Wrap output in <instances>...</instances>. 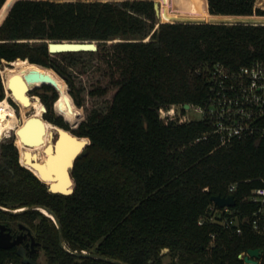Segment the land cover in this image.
<instances>
[{"label":"trees","instance_id":"1","mask_svg":"<svg viewBox=\"0 0 264 264\" xmlns=\"http://www.w3.org/2000/svg\"><path fill=\"white\" fill-rule=\"evenodd\" d=\"M256 4L264 0H0V64L18 66L6 70V86L30 95L43 85L34 94L48 109L44 120L69 129L64 117L79 125L77 136L90 139L68 195L50 191L20 165L14 144L3 143L0 205L47 206L72 252L132 264H164L166 256L173 264H244L240 253L264 249V237L250 227L237 235L217 223L199 224L212 196L228 195L232 183L238 186L235 210L255 208L244 199L264 185V138L219 147L215 135L196 141L212 131L208 120L182 123L161 113L172 105L204 104L215 64L237 69L264 63V9ZM52 40H89L97 49L53 52ZM84 57L97 61L106 80L89 94L110 96L80 123L84 103L71 69ZM67 83L79 106L73 99L58 113L63 117L56 116L59 92L73 98ZM67 183L64 171L57 186ZM18 217L33 223L50 264H116L61 248L57 224L38 210Z\"/></svg>","mask_w":264,"mask_h":264},{"label":"built area","instance_id":"2","mask_svg":"<svg viewBox=\"0 0 264 264\" xmlns=\"http://www.w3.org/2000/svg\"><path fill=\"white\" fill-rule=\"evenodd\" d=\"M186 105H172L169 110L162 109L161 113L163 116H173L182 123L194 119L208 120L212 131L204 133L196 141L215 135L219 138L218 146L223 147L241 138H264V63L256 61L237 69L215 64L208 73L205 103L190 104L189 108ZM193 111L199 114V118L191 114ZM237 188V183L230 184L228 195L234 194ZM244 201L254 204L255 208L246 213L235 210L236 205L220 207L212 201L207 213L199 219V224L217 223L237 235L250 227L264 237V185L253 189ZM212 237L215 238V235ZM247 255L248 251L240 253L239 257L244 260V264H255L245 261Z\"/></svg>","mask_w":264,"mask_h":264},{"label":"bare ground","instance_id":"3","mask_svg":"<svg viewBox=\"0 0 264 264\" xmlns=\"http://www.w3.org/2000/svg\"><path fill=\"white\" fill-rule=\"evenodd\" d=\"M10 91L11 95L15 96L16 100L22 107L24 124L27 121L28 124L25 127H23L24 124L19 126L15 107L12 106L7 99H3L0 101V138L8 136L11 129L19 126L17 133L19 134V138L23 141L21 148V162L23 165L32 169L36 174L44 178L42 172L32 164V158L30 157L36 154L33 157L40 159L43 162L47 156L45 153L46 146L49 144H51L50 148L53 146L52 141L54 132H61L62 136L58 143V153L54 158L50 157L46 163L47 165L52 163L51 166L53 167V172H55L53 174H56L55 180L58 184L60 174L64 171L66 177H68L66 172L68 156L73 153H78L90 142V139L86 137H75V134L73 135L70 131H64V129H60L59 126L48 124L42 117L44 103L39 96L32 97L31 95H27L24 88L17 85L11 86ZM29 111L32 113L27 114ZM30 143H34L35 146H27ZM49 149L47 151H49ZM22 209L24 208H20L19 210ZM44 212L51 216L46 210H44Z\"/></svg>","mask_w":264,"mask_h":264},{"label":"water","instance_id":"4","mask_svg":"<svg viewBox=\"0 0 264 264\" xmlns=\"http://www.w3.org/2000/svg\"><path fill=\"white\" fill-rule=\"evenodd\" d=\"M84 1H95V0H84ZM100 1H122V0H100ZM154 6H155V11H156L157 17H160V9H161L160 3H158L157 1H154ZM225 23H232V22H225ZM49 47H50V50L53 52L96 50L97 44H96V42L89 41V40H52V41H49ZM44 85H50V84H44ZM51 86H53V85H51ZM189 107H190V104H187L186 108H189ZM43 110H44V113L47 111L46 106L43 107ZM65 122L68 123L66 120H65ZM27 124H28V121L24 124L23 127H25ZM69 126H70V129H66L65 127H62V126H59V127H60V129H64V131L69 130L71 132H72V130L77 129V128L73 127L71 124H69ZM15 135L18 138L19 134L15 132ZM61 136H62L61 132H59V131L54 132L53 141H52L53 146L51 148H50L51 144L46 146L45 153L47 156L43 162L40 159L33 157L36 154H34L30 157V158H32V164H34L36 166V168H38V170H40L42 172L44 178H42L41 176L36 174L30 168H28V169H30L43 182H45L48 185L50 191L55 192V193H61V194L68 195V194H72L75 191V180H74V177L72 175V171L76 165L77 160L88 155V153H89L88 145L90 144V142L84 148H82L78 153H76V154L73 153V154H70V156H68L69 158H67V162H66V172H67L68 177H69V184L67 186L58 187V186H56V184H57V182L55 180L56 174H53L55 172H53V167L51 166L52 163H50L48 165L46 163L50 157L54 158L57 155L58 143L61 139ZM74 136L79 137L76 134ZM17 138H16V140H17ZM30 144H28L27 146H35L34 143L31 145ZM48 149H49V151H47ZM211 199L213 202H215L220 207L235 206L237 203L234 194H230L228 196L213 195ZM3 209L10 211L11 213H15V214L21 213L24 211H28V210H38V211L42 212L46 216L53 219L55 221V223L57 224L58 229H59V236H60L61 245L64 247L63 229H62L61 222H60L59 218L56 216V214L54 213V211L52 209H50L49 207L44 206V205H32V206H29L27 208H24V209L18 210V211H12V210H8L5 208H3ZM44 210H46V212L48 214H50L51 216L47 215L44 212ZM68 251L70 253L74 254L75 256L80 257V258H95V259H101V260L111 262V263H116V264H132V263H129V262L124 261L122 259L107 257L105 255H98V254H95L92 252H87V251L72 252L71 250H68ZM165 251H169V248H165ZM263 252H264L263 248H250L248 250V255L245 257V261L249 262V263L253 262L255 264H258L259 259H261L262 255H263Z\"/></svg>","mask_w":264,"mask_h":264},{"label":"rangeland","instance_id":"5","mask_svg":"<svg viewBox=\"0 0 264 264\" xmlns=\"http://www.w3.org/2000/svg\"><path fill=\"white\" fill-rule=\"evenodd\" d=\"M256 6L264 9V6H261L258 4H256ZM158 19H159V22H163L160 19V17H158ZM259 23H264V22H259ZM92 59L93 58H90V57H84V58H82V60L79 61V63L74 65L71 69L73 74H74V79H75L77 89H79L81 91V96H82L84 105L79 106L76 103L75 98L71 94V88H70L69 84L67 83L69 86L70 94L72 95L73 98L71 100L70 97H68V96L65 97L64 95L60 94L59 90L57 89V91L59 92V98L56 101V103L54 104L55 105L54 106V113L56 116H61L58 113L64 112L68 108V106L72 103V101L74 99L77 106H79L82 109L83 115L81 117V121H80V123H81L83 121V119L86 117L88 110H90L91 108H93L94 106H97V105H101V106L104 105L105 102L107 101V98H109L110 95H108L106 97H94V96H91L89 94V91L93 88V86H96V84H98V83L100 84L102 81H106L104 79L103 69H100V67L97 64V61L92 60ZM17 67L18 66L13 65L12 62L10 63V62H7L5 60H3L2 63L0 64V94L3 90V92L5 94V97L3 99H7L9 101V103L15 107V110H16L17 115H18L19 126H20V125L24 124L22 107L20 106L19 102L16 100L15 96L11 95V91H10L11 87L6 86V78L7 77H5V72L7 69H12V68H17ZM34 90L35 91L39 90L40 92H43L44 91L43 85L36 87L29 92L32 97L38 96L37 94H34ZM12 102H14V104ZM31 113H32L31 111L27 112V114H31ZM191 114L194 117L199 118V114H197L196 112L193 111V112H191ZM42 117H44V110H42ZM63 119L66 120L64 117H63ZM19 126L17 128L10 130V131L13 130L11 132L10 136H4V137L0 138V145L4 142L12 140L15 137V132L17 133ZM76 128H78V127H76ZM16 143L18 144V147L20 150V155H21V148H22L23 141L19 138V136L16 140ZM26 168H28V167H26ZM164 252H167V251H165V249H164ZM42 258L43 259L45 258L44 253L42 255ZM164 264H173L172 256H166L164 258Z\"/></svg>","mask_w":264,"mask_h":264},{"label":"flooded vegetation","instance_id":"6","mask_svg":"<svg viewBox=\"0 0 264 264\" xmlns=\"http://www.w3.org/2000/svg\"><path fill=\"white\" fill-rule=\"evenodd\" d=\"M47 113H48V109L44 113V117ZM54 124L59 125L58 123H54ZM68 127L70 129L69 124ZM75 130L76 129L72 130L74 134H75ZM10 142H12L14 146L17 148L19 154V163L20 165L24 166L21 163L20 150L18 145L16 144V135L12 140H9L4 143H10ZM2 144L0 145V160L3 158ZM9 169L12 170V168L10 167ZM3 208L12 211H18L20 209V208H10L0 205V256L2 257L5 256V259L1 264H50L49 253L46 250L43 242L40 240L33 226V223H31L26 219L18 217L20 214L26 211L15 214V213H11L10 211L4 210ZM23 208H27V207H23ZM28 211H35V210H28ZM38 221L39 219L34 220V223H37ZM63 243L65 248L61 245L60 236H59L60 247L66 250L67 252H69L68 250L70 249H68L64 241V235H63ZM43 253L45 256L44 259L42 258Z\"/></svg>","mask_w":264,"mask_h":264}]
</instances>
